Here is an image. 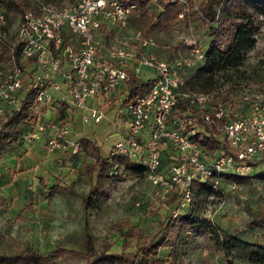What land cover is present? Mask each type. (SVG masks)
<instances>
[{
    "label": "built area",
    "instance_id": "2783aa9c",
    "mask_svg": "<svg viewBox=\"0 0 264 264\" xmlns=\"http://www.w3.org/2000/svg\"><path fill=\"white\" fill-rule=\"evenodd\" d=\"M134 6L124 0H74L61 5L36 0V8L25 9L18 24L16 40L26 63L19 64L11 54L0 69V113L17 102L21 90L32 89L21 141H44L46 153L61 163L66 155L81 152L85 124L105 118L101 97L127 86L130 76H141L142 66L151 67L149 86L124 104L125 127L108 154L110 159L119 154L144 163L146 178L160 196L175 190L172 215H176L191 202L195 179L211 178L216 185L220 171L250 172L251 160L264 152V97L254 99L248 111L231 116L227 104L212 103V92L180 89L186 69L204 57L200 41L183 36L187 53L162 55L153 35L129 24ZM5 19L0 7V22ZM115 26L124 30L114 32L103 49L95 33L110 32ZM179 96L185 107L177 110ZM62 100L68 108L65 116L50 114ZM198 118L216 124L221 142L232 150L219 146L204 151ZM167 147L170 160L165 162L162 154ZM112 166L114 172L122 170L118 162Z\"/></svg>",
    "mask_w": 264,
    "mask_h": 264
},
{
    "label": "rangeland",
    "instance_id": "374dc122",
    "mask_svg": "<svg viewBox=\"0 0 264 264\" xmlns=\"http://www.w3.org/2000/svg\"><path fill=\"white\" fill-rule=\"evenodd\" d=\"M255 17L259 28L255 44L248 49L247 59L241 67L244 76L222 87L231 91V108L238 115L248 111L254 99L264 97V15L256 14ZM3 23L0 22V48L17 39L19 16L5 27ZM122 30L118 26L110 32L101 29L95 33V38L105 49L113 33ZM205 30L206 24L198 20L189 27L180 24L173 30L161 31L155 36L160 45L158 51L170 56L187 53L183 36L197 37L205 49L209 41ZM9 58H0V69ZM152 75L151 68H142V79ZM117 95L112 104L107 101L102 104L105 118L84 126L86 136L96 140L104 155L108 154L113 140L125 127L123 105L120 104L123 93ZM18 102L19 98L12 106ZM218 134L222 138V134ZM17 154L16 161L15 156H7L3 167H0V193L6 197L0 207V253L19 252L30 245L34 250L49 254L51 249L64 246L60 254H49L44 264H84L83 255L69 248H81L85 232H91L95 241L106 239L112 248L120 249L123 242L120 227L138 224L144 232L153 233L159 221L167 218L177 206L168 201L171 195L176 196L175 190L162 197L156 193L157 186L145 175L132 174L113 179L105 188L108 197L99 208L91 210L83 204V195L90 184L87 164L92 161L91 156L81 150L74 156L66 155L58 163L55 157L44 152L40 158L45 160V165H38L33 162L34 158L23 162V152L17 151ZM253 159L257 161L254 164L251 162L249 173L252 175L249 179L238 182L219 178L217 186L221 188L220 194L208 196L201 203L191 201L181 207V212L191 210L194 205V212L212 220L219 231L230 230L249 240L254 239L263 227L259 222L250 220L257 213H264V152ZM44 178L45 183L42 181ZM55 179L71 184L72 188L56 190L48 195L47 189ZM179 236L175 260L182 264H257L250 262L240 249L227 253L217 248L207 233L183 228ZM125 248H134V240H129ZM168 250L169 245L161 246L159 256L167 255ZM165 264L170 263L167 261Z\"/></svg>",
    "mask_w": 264,
    "mask_h": 264
},
{
    "label": "trees",
    "instance_id": "16d2710c",
    "mask_svg": "<svg viewBox=\"0 0 264 264\" xmlns=\"http://www.w3.org/2000/svg\"><path fill=\"white\" fill-rule=\"evenodd\" d=\"M61 5L74 0H44ZM134 2L132 16L129 24L139 28L145 34L154 37L161 31L173 30L176 26L184 24L189 27L195 21L206 24L205 33L209 37L208 45L204 49V57L196 65L188 67L185 71L182 90H195L213 93V104L221 102L227 104L229 115L236 116L231 108L232 97L230 90L222 87L244 76L241 68L247 59V51L254 46L256 32L259 28L257 15H264V0H177L173 3L169 0H124ZM0 7L4 8L5 22L3 27L11 24L16 16H19L24 8H36V0H0ZM182 12V16L179 13ZM199 40V39H198ZM200 41V40H199ZM201 44V42H200ZM11 54L15 55L21 65L26 60L21 58V43L15 40L12 44H4L0 48V58L6 59ZM151 77L142 79L141 76L132 75L127 80V91L120 99V104L134 98L143 92L150 84ZM33 90H21L19 102L16 106L5 108L0 113V156L13 142H21V133L26 129L30 116V106L33 103ZM118 95L111 94L105 98L108 103H113ZM57 105L59 116H65L67 103L62 100ZM185 107V102L180 96L176 103V109ZM201 110V109H200ZM199 110V111H200ZM203 128V136L199 138L205 149H215L221 146L227 151L232 149L219 137L220 129L214 123H208L197 119ZM82 150L85 155L92 157L89 162L90 184L88 191L83 195L84 207L96 210L108 197L106 186L116 178L128 177L132 174L146 176V166L141 161L129 158L125 155L115 154L110 159L109 154L104 155L99 144L94 138L82 137ZM170 147L163 150V161L168 158ZM257 160H251L254 164ZM114 162H118L122 170L113 171ZM219 178L231 181H243L249 179L252 174H237L232 171H220ZM45 183L46 178L42 179ZM72 188L71 184L60 183L56 179L47 189L50 195L56 190ZM221 188L212 184L211 178L204 180L195 179L192 183V200L204 202L208 196L220 194ZM175 195H171L169 202L175 204ZM6 197L0 193V207ZM176 207V206H175ZM191 210L180 211L176 215L172 213L159 221V225L153 233L144 232L138 224H126L120 227L123 238L122 247L114 249L106 240L95 241L91 232H85L82 238L81 248H69L75 253H80L85 258L84 264H182L177 262L176 254L180 230L187 228L196 233H207L213 239L215 246L226 250L240 249L250 262L264 264V213H257L250 220L263 225L258 231V236L249 240L233 231H219L216 224L209 218L200 216ZM134 240V248L126 249V243ZM169 245L167 255L160 257V247ZM65 249L57 246L49 251L50 255H58ZM49 254L34 250L30 245L19 252L0 253V264H44Z\"/></svg>",
    "mask_w": 264,
    "mask_h": 264
},
{
    "label": "crops",
    "instance_id": "0c3cea01",
    "mask_svg": "<svg viewBox=\"0 0 264 264\" xmlns=\"http://www.w3.org/2000/svg\"><path fill=\"white\" fill-rule=\"evenodd\" d=\"M143 67L144 66H142V68ZM145 67L151 68V67H148V66H145ZM142 68H141V72H142ZM126 91H127V86H125V87L120 86L118 92H114V93H116V94L123 93L122 96H124V92H126ZM114 93H109V94L103 95L101 97V99L99 100L100 103L103 104L105 102V98L110 96L111 94H114ZM58 104L59 103H57V105ZM67 111H68V108H66L65 114L67 113ZM54 112H55V114L59 115L57 107H56V109L53 108V111L52 110L49 111L50 114L54 113ZM123 114H124V105H123ZM124 117H125V114H124ZM79 120H80L79 118L75 119V121L77 122L76 126L78 128H80L82 126V123ZM125 123H126V120H125ZM123 130H124V126L121 129V131H120L121 132L120 135L123 133ZM17 151L23 152V154L21 155V158L23 159V162H25L26 160L34 158L35 160H33V162H35L36 164L45 165V160H42L40 158L41 157L40 155H42L44 152H46L45 147H44V141L39 140V141L34 142L32 144H26L25 142H22V141L21 142H13L9 147H7L5 150H3V152H2V154L0 156V167H3V163L6 161L7 156H10V155H12L13 157L15 156L14 160L16 161V159H18V158H16L18 156ZM82 152H83V150H82ZM77 154H79V153H77ZM74 155H76V154H70V155H67V156H74ZM24 157L26 159H24Z\"/></svg>",
    "mask_w": 264,
    "mask_h": 264
}]
</instances>
